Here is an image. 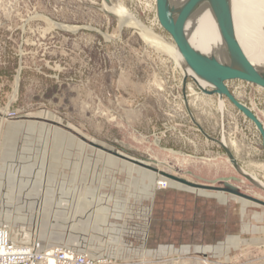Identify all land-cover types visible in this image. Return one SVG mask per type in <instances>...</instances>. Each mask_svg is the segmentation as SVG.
<instances>
[{
  "label": "rangeland",
  "instance_id": "rangeland-1",
  "mask_svg": "<svg viewBox=\"0 0 264 264\" xmlns=\"http://www.w3.org/2000/svg\"><path fill=\"white\" fill-rule=\"evenodd\" d=\"M111 2L135 19L121 25L104 0H0V228L19 244L77 236L94 255L131 264H264V205L160 173L199 184L237 176L230 183L238 191L264 201V188L242 176L214 140L224 129L229 144L237 108L225 98L221 110L219 96L191 78L185 85L178 56L137 24L175 43L156 0ZM230 82L263 115L258 86ZM240 113L236 138L249 149L237 160L264 182L261 134ZM19 165L27 170L21 190L31 198L6 202L19 190L11 175ZM72 170L71 178L91 182L78 189L83 195L107 199L92 205L88 219L51 213L50 200L71 190L52 182ZM162 177L168 187L160 189Z\"/></svg>",
  "mask_w": 264,
  "mask_h": 264
},
{
  "label": "water",
  "instance_id": "water-1",
  "mask_svg": "<svg viewBox=\"0 0 264 264\" xmlns=\"http://www.w3.org/2000/svg\"><path fill=\"white\" fill-rule=\"evenodd\" d=\"M104 1L108 5L112 4L111 0ZM156 5L157 16L161 26L171 35L183 58L182 67L184 72V84L186 85L188 78H191L198 89L205 94L218 95L220 101L227 98L244 114L246 118L255 124L257 130L261 134L262 145L264 148V123L249 105L236 97L234 92L228 86V82L232 80H241L252 83L264 90V69L258 68L251 62L238 39L233 15L232 0H197L196 6L192 2L176 5L173 0H156ZM200 6H207L211 9L219 29L220 37L224 44V50L219 57L218 62L213 61L207 54L194 47L190 42L186 29L184 31L182 30V26L185 27L187 21ZM104 11L109 15L116 17V14L108 9L104 8ZM202 82L205 83L207 87L204 86ZM184 96L189 114L193 118V113L188 106L187 94L184 93ZM195 123L197 122L195 121ZM199 128L206 137H211L200 125ZM224 133L225 130L223 129L221 138H214V140L225 149L229 160L240 174L258 185V182L253 175L247 173L239 164L233 151L225 141ZM101 148L103 150H108L105 147ZM118 155L124 158H129L126 155ZM129 159L135 164L145 166L156 172L159 171L157 167L150 166L138 159ZM160 173L196 188L227 191L241 198L264 205L263 200L238 191L234 185L230 183L231 181L242 180L237 176L220 177L216 179L213 181L214 183L223 181L226 184V187H217L213 185L193 183L182 177H177L164 171H160Z\"/></svg>",
  "mask_w": 264,
  "mask_h": 264
},
{
  "label": "bare ground",
  "instance_id": "bare-ground-1",
  "mask_svg": "<svg viewBox=\"0 0 264 264\" xmlns=\"http://www.w3.org/2000/svg\"><path fill=\"white\" fill-rule=\"evenodd\" d=\"M173 2L176 5L187 2H192L195 6L197 4V0H173ZM105 8L119 17L121 25L135 19L127 8L121 4L115 7L112 4L108 5L105 3ZM232 8L236 32L242 48L254 65L264 69V0H232ZM138 21L137 24L153 41L170 48L178 56L179 60L183 61L175 43H169L164 37L156 34ZM185 29L194 47L207 54L213 61H219V57L224 50V44L220 37L216 20L209 7L200 6L196 9L185 27L182 26V30L184 31ZM202 84L207 87L205 83L202 82ZM225 106V100L220 101V109L224 110ZM254 178L258 185L264 188V182L256 177Z\"/></svg>",
  "mask_w": 264,
  "mask_h": 264
},
{
  "label": "crops",
  "instance_id": "crops-1",
  "mask_svg": "<svg viewBox=\"0 0 264 264\" xmlns=\"http://www.w3.org/2000/svg\"><path fill=\"white\" fill-rule=\"evenodd\" d=\"M228 86L230 87V89L234 92V94L236 95V97L243 101L244 100L241 98V93L242 91H238V88L240 86H235L234 88L232 87V83L228 82ZM256 90H258V92H260V94H262L264 96V92L259 89V87H255ZM249 105L254 112L257 114V116L262 120V122L264 123V113L263 115L260 114L256 108L250 104ZM235 111H237L236 113L233 112L234 116H232V126H231V130L228 133L229 135V146L231 148V150L233 151L234 155L236 156V158L240 161V154L243 152H245L246 149H249L248 146L246 147L244 145V141L239 140L238 138H236V133L239 130V126H238V114H241L240 111H238L237 109H234ZM244 117V116H243ZM246 120L247 118L244 117ZM82 139L85 141L87 138L86 137H82ZM217 139V138H216ZM82 166L84 167V165L82 164ZM10 167V166H9ZM25 166L23 165H19L17 170L12 171V178H13V182L17 181L19 190L16 191H10L8 194L5 195L6 198V202H12V203H24L26 201H28V198H31V195H28V192H26V190H21L25 189L27 187V175H26V171L25 170ZM73 170H72V174L68 175V177L73 176ZM71 173V171H70ZM225 177H231V176H225ZM71 178V177H70ZM67 178L66 180H58L56 179V181L52 182L54 187H67L68 189H71L70 191H67V195H62V196H55L54 200H50L51 204L54 205L53 207L51 206V213L54 214V217H56L57 219H60V217H62L64 214L65 216H67V218L69 216H73L74 218H89V215L92 214V210H93V204H101V203H106L107 199L101 198V197H92L89 195H83L82 193L83 190L79 191L78 189H85L90 187V181L89 180H85V179H75L74 177H72L71 179ZM220 178V177H219ZM218 179V178H216ZM216 179L212 180L210 182V184H204V185H213L215 184L213 181H215ZM202 184V183H200ZM215 186V185H213ZM74 189V190H73ZM76 189V190H75ZM202 189H207V188H202ZM211 190H215V189H211ZM220 191V190H218ZM49 201H47V199H43V203H48ZM92 206V207H91ZM40 239L44 244H48V245H53V244H61V245H67V246H75V247H80L83 248L85 250H87L88 252L92 253L91 249L89 246H87V244L79 239L77 236H74L73 239H69L66 242H59L56 240H43L41 238ZM32 241H28V243L25 244H30ZM93 254V253H92Z\"/></svg>",
  "mask_w": 264,
  "mask_h": 264
},
{
  "label": "built area",
  "instance_id": "built-area-1",
  "mask_svg": "<svg viewBox=\"0 0 264 264\" xmlns=\"http://www.w3.org/2000/svg\"><path fill=\"white\" fill-rule=\"evenodd\" d=\"M158 188L168 187L162 177ZM0 264H131L115 258L94 255L87 250L61 244L48 245L40 239L30 244H19L5 227L0 228Z\"/></svg>",
  "mask_w": 264,
  "mask_h": 264
}]
</instances>
